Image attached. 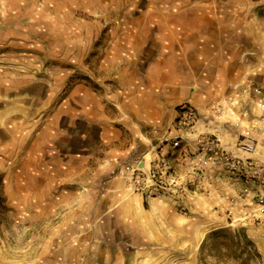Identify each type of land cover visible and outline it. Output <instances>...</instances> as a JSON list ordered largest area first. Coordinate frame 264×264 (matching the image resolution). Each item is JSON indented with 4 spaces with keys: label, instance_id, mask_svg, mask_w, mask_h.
I'll use <instances>...</instances> for the list:
<instances>
[{
    "label": "crops",
    "instance_id": "crops-1",
    "mask_svg": "<svg viewBox=\"0 0 264 264\" xmlns=\"http://www.w3.org/2000/svg\"><path fill=\"white\" fill-rule=\"evenodd\" d=\"M206 1L211 0H197ZM226 3L229 6L219 15L207 6L198 9L194 17L183 11L167 13L157 28L153 27L154 17L147 16L150 26L135 31L133 54H126L132 57L128 61L131 65L121 64V91L99 94L85 83L76 82L63 101L60 87L46 93L45 80L38 76L31 83L38 87L41 84V91L37 86L30 88L28 30H0V36L5 37L0 38V46L4 41L8 53L6 66L20 69L8 70L5 79L6 90L11 92L7 109L13 116L12 123L14 119L23 120L21 132L12 127L9 138L15 143L21 140L27 162L54 165L53 174L49 170L41 174L45 182L38 183L44 188L36 192L39 197L47 199L48 204L52 197L56 210L70 212L72 223H92L91 213L101 211L109 213L102 223H138L142 229L143 223L213 225L210 229L224 224L225 216L220 213L237 210L235 203L247 193L243 181L222 170L209 140L217 136L220 145L236 156L264 161L262 150L246 151L241 147L242 134L251 133L248 120L239 123L242 112H226L239 99L248 100L243 97L247 87L264 88V0ZM219 20L228 23L220 25ZM13 36L21 39L14 40ZM159 42L165 49L160 55ZM124 51L121 49V59ZM56 84L61 86L62 82L57 79ZM47 99L58 101L48 111ZM183 105L198 111L200 120L194 129L177 120ZM147 149L151 160L157 152L165 155L183 179L190 181L198 174L200 179L196 180L205 181L196 190L192 188L194 182L189 183L192 189L180 199L130 192L112 170L120 160L132 162L138 155H146ZM142 159L148 167L149 161ZM40 186H34V191ZM102 190L108 194L106 207L95 200ZM253 220H264V215ZM173 228L169 225L171 232ZM186 238L176 240L186 242ZM119 250L112 258L124 259V252ZM141 253L137 250L126 259L133 262L141 258ZM103 258L110 259L111 253L107 251Z\"/></svg>",
    "mask_w": 264,
    "mask_h": 264
},
{
    "label": "rangeland",
    "instance_id": "rangeland-1",
    "mask_svg": "<svg viewBox=\"0 0 264 264\" xmlns=\"http://www.w3.org/2000/svg\"><path fill=\"white\" fill-rule=\"evenodd\" d=\"M87 1L0 0V30L23 28L29 32V84L38 76L45 80L46 93L55 86L60 87L62 101L76 82L85 83L99 94L121 91V64L131 65L128 61L132 60L129 55L133 54L131 47L137 38L134 34L137 29L149 25L147 16L154 17L153 27L157 28L167 13L183 11L194 17L198 9L207 6L219 15L229 6L227 0L202 3L197 0H185V3L183 0L172 3L168 0ZM217 23L222 25L228 21L219 20ZM0 38L5 39L4 36ZM5 44L3 41L0 46L3 48L0 50V264H264V220H253L255 217L246 210L256 206V187L251 184L248 188L244 179L233 173L234 178L244 182L247 194L243 195L242 201L235 203L237 210L231 212L229 209L227 215L220 213L225 216L224 224L213 229H210L213 225L200 226L199 223H177L178 226L176 223H143V229L137 227L138 223H102L109 213L101 211L91 213L92 223H72L70 212L56 210L52 197L49 199L51 205L43 196L39 197L36 192L44 188L42 185L34 191L38 187L36 184L45 182L41 176L45 171L53 174L54 165L27 162L21 140L15 143L9 138L12 127L21 132L23 120L14 119L12 123L13 116L7 109L11 102V92L6 90L7 71L20 69L6 66L8 53ZM163 45V42L157 45L158 55L165 50ZM121 49H125L122 59ZM57 79L62 82L61 86L56 84ZM30 85V88L37 86ZM256 87L244 89L243 97L247 96L248 100L239 99L227 107L226 112L229 115L242 112L239 123L244 118L248 120L247 127L254 137L256 149L264 152V120L260 119L262 111L255 102L253 90ZM38 88L41 91L42 85ZM47 102L48 111L58 101L47 99ZM13 133L17 135L16 131ZM242 137H246L245 133ZM144 154L135 157L133 163H121L120 160L112 170L132 193L140 192L128 183L123 169L130 164L142 165L143 157L150 162V151L147 149ZM32 176L34 180H29ZM196 179H200L198 174L190 181L184 180L194 182L192 188L196 190L198 184L205 181ZM47 182L53 187L56 185L53 180ZM107 196L106 190L98 191L95 200L106 207ZM179 208L185 211L182 204ZM145 224L149 227L146 228ZM171 224L174 226L172 232L169 229ZM187 224L189 227H185ZM181 236L189 240L177 242ZM169 238L174 240L169 242ZM119 249L124 252V259L112 258ZM137 250L142 252L141 258L133 262L126 259ZM107 251L111 258L105 260L103 256Z\"/></svg>",
    "mask_w": 264,
    "mask_h": 264
},
{
    "label": "built area",
    "instance_id": "built-area-1",
    "mask_svg": "<svg viewBox=\"0 0 264 264\" xmlns=\"http://www.w3.org/2000/svg\"><path fill=\"white\" fill-rule=\"evenodd\" d=\"M253 91L255 102L262 111L260 119L264 120V89L256 87ZM177 120L180 125L194 129L200 116L193 106L183 105ZM245 135L241 147L246 151H254L256 149L254 137L246 133ZM209 143L211 152L220 166L243 178L248 188L251 184L255 185L256 206L249 213L257 218L262 217L264 215V161L236 156L220 145L217 136H212ZM156 156L158 158L151 160L149 167L130 164L123 169L124 176L131 187L148 196L169 195L180 199L187 195L191 190L190 184L180 176L175 166L167 160L165 155L157 152Z\"/></svg>",
    "mask_w": 264,
    "mask_h": 264
},
{
    "label": "bare ground",
    "instance_id": "bare-ground-1",
    "mask_svg": "<svg viewBox=\"0 0 264 264\" xmlns=\"http://www.w3.org/2000/svg\"><path fill=\"white\" fill-rule=\"evenodd\" d=\"M30 155V154H29ZM144 163H142V166H144L143 165ZM37 172H39V171H37ZM41 174V173H40ZM18 176V175H17ZM31 176V175H30ZM33 177V176H32ZM32 180H33V178H32ZM39 180V179H38ZM30 182V181H29ZM39 182V181H38ZM36 185H38V184H36ZM26 186H28V185H26ZM38 186H40V185H38ZM33 198V197H32ZM37 201V200H36ZM38 202V201H37ZM15 204V203H14Z\"/></svg>",
    "mask_w": 264,
    "mask_h": 264
}]
</instances>
